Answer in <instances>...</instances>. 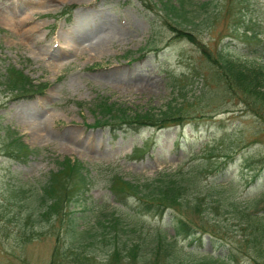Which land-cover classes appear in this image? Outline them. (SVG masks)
Instances as JSON below:
<instances>
[{
  "label": "rangeland",
  "instance_id": "374dc122",
  "mask_svg": "<svg viewBox=\"0 0 264 264\" xmlns=\"http://www.w3.org/2000/svg\"><path fill=\"white\" fill-rule=\"evenodd\" d=\"M42 1H49V5H42ZM172 1L177 6L184 4L194 24L184 21L182 15L170 17L158 10L162 0H0V27L5 30L0 31V73L14 65L35 83L48 84L41 94L16 97L0 78V264H49L61 227L45 220L39 223L37 213L36 221H27L29 202L25 200H31L65 156L83 160L93 175L88 207L75 205L82 228L92 226L99 209L111 212L119 207L118 213L132 224H142L146 229L162 225L166 216L136 215L116 204L110 178L118 174L133 182H145L164 172L192 171L205 185L220 183L223 171L214 166L222 161V155L236 148L251 158L250 168L241 160L231 163L225 169L229 176L225 180L235 177L238 198L253 204V209L264 210V176L258 175L256 181L253 177L264 174V126L246 109L241 95L220 78L208 57L217 59L220 50L228 49L224 53L231 57L247 62L254 55L264 65V47L255 50L244 42L251 35L246 27L264 39V0ZM210 1L206 12L201 4ZM222 7L218 17L203 22L206 13ZM18 8L24 10L17 13ZM93 16L105 17L106 22L109 18L111 24L101 26ZM171 25L194 33L195 41L177 36ZM103 40L109 47L93 50ZM117 75L145 78L156 86L123 87L113 79ZM101 96L143 109L164 110L176 105L182 109V123L162 129L144 127L133 133L115 131L96 123L95 103ZM42 125L47 133L35 138L34 131ZM12 135L22 136L39 152L27 161L14 159L9 154ZM223 135L227 139L221 142ZM227 183L222 185L226 197L232 192ZM199 188L194 185L189 190L196 195ZM200 193L203 197L208 192ZM191 215L195 223L206 220L203 213ZM224 234L243 251L210 263V256H227L228 249L213 245L207 236L203 242L181 237L173 257L162 252L153 262L264 264V256L255 252L257 261L253 260L248 249L254 247L238 241L241 236ZM105 251V247L96 246L91 264H103ZM66 260L59 264H80ZM117 264L139 263L121 258Z\"/></svg>",
  "mask_w": 264,
  "mask_h": 264
},
{
  "label": "trees",
  "instance_id": "16d2710c",
  "mask_svg": "<svg viewBox=\"0 0 264 264\" xmlns=\"http://www.w3.org/2000/svg\"><path fill=\"white\" fill-rule=\"evenodd\" d=\"M201 7L209 12L208 2L201 4ZM214 7L216 8V6ZM160 9L170 17L176 15L175 17L178 18L182 15L184 21L194 24L190 16H187L184 4L177 6L172 0H162ZM222 10L223 7L218 11L206 13L203 22H208L211 17H218ZM176 23L182 24V21H176ZM171 27L178 32V36H187L194 41L193 33L185 32L174 25ZM245 30L251 31V35L245 38L248 45L254 47V44L264 43L263 39L259 38L258 34L252 30V27H246ZM226 51L230 50L226 49ZM219 54L217 59L210 55L208 57L220 74V78L231 85L236 95H241L248 110L264 126V67L258 65L254 58H251L250 61L247 59V62L242 61L231 57L228 52L224 53L223 49L219 51ZM0 76L5 88L15 96H28L34 92L42 93L47 85L45 83L35 84L27 74L14 66L8 67L3 73H0ZM97 108L101 116L100 119L120 129L124 127L135 129L146 125L165 127L181 124L183 119L182 109L176 105H169L164 110H158L155 107L143 110L116 101L109 102V97H105L97 104ZM11 139L12 149L9 150V153L16 159H27L31 153L36 151L24 143L20 136L12 135ZM226 139L227 135H223L221 142ZM239 150L240 148H236L222 155V161L217 162L214 168H225L235 159L236 161L244 159V163H247L249 161L247 158L238 157ZM58 164L59 169L51 172L45 183L33 194L31 200H25L29 202L27 221H36L37 213L39 223L45 220L49 222V225L58 223L61 227L55 238L49 264L67 262L68 258L75 263L91 264V259L94 260L91 253L96 246L106 248V258L102 259L103 264H117L121 258L126 261L130 259L139 264H155L153 258H157V255L162 252L172 253L173 257L177 246L173 242L175 236L169 234L168 229L164 226L146 229L142 224H132L118 213L120 208L111 212L103 210L100 212L99 209V216L94 218L92 226L82 228L83 226L81 227L78 221L80 217L76 214L75 205L88 207L93 175L86 164L79 159L72 160L66 157L59 160ZM232 181L230 180V183ZM109 182L110 189L115 194L117 201L123 206L129 207V211L136 215L158 216L163 215L166 210H170L172 212L171 225L175 228L177 236L186 237L199 232L208 233L214 240H219L220 245L228 246V256L232 258L237 252L243 251L235 241L226 240L228 236L224 233H232L233 236H241L238 241H244L246 247H254L253 250L247 248L253 260L257 261L254 252L257 256H264V214L260 213L257 208L253 209V204L237 199L231 187L229 188L232 192H227L228 197L223 196L225 192L222 188L223 184L205 185L203 179L192 171L190 174L164 173L145 182H132L119 175H114ZM201 184L205 186H201ZM194 185L200 187L196 195H193L189 190ZM201 191L208 193H204L202 197ZM132 200L133 206L130 205ZM201 213L206 215L205 221L209 225H205V221L195 223L194 219L190 218L193 216L191 214L200 215ZM212 223H216L218 227ZM60 233L63 234V237L60 236ZM33 236L31 234L28 238L31 239ZM65 240L70 245L66 244L65 246L63 242ZM234 245L238 247L235 248ZM89 247H93V249H89ZM228 256L220 255L209 261L217 263L218 260H226ZM171 264L176 263L172 261Z\"/></svg>",
  "mask_w": 264,
  "mask_h": 264
},
{
  "label": "bare ground",
  "instance_id": "6f19581e",
  "mask_svg": "<svg viewBox=\"0 0 264 264\" xmlns=\"http://www.w3.org/2000/svg\"><path fill=\"white\" fill-rule=\"evenodd\" d=\"M37 1V0H36ZM31 2V1H30ZM45 2H46V0H45ZM47 2H49V1H47ZM46 2V3H47ZM44 4V2L42 1V5H45V6H47V4ZM49 5V4H48ZM26 8V7H25ZM22 11V10H24V8L22 9V8H18L17 10L15 9V12H17L18 13V11ZM13 11H14V9H13ZM19 11V12H20ZM81 16V15H80ZM88 16V15H87ZM89 16H91V15H89ZM83 17H85V16H83ZM81 18V17H80ZM89 18V17H88ZM79 19V18H78ZM93 20L95 19V21H96V23L98 22L99 24H101V26H104V25H106V24H111L110 23V20H109V18H107V22H106V18L105 17H102V16H98V17H95V16H93V18H92ZM75 20V19H74ZM84 21V19L82 18V21H80L81 23ZM87 22V21H86ZM105 22H106V24H105ZM107 28V27H106ZM106 40V39H105ZM114 41L113 40H111V43H113ZM107 47H109V44L106 42V41H100L99 42V44H97V45H94L93 46V50H105V49H107ZM128 78V79H127ZM127 78H125V77H121V75H117V76H114V80L116 81V83H117V85H121V86H123V87H130V86H132L133 85V87L134 86H138V85H144L145 87H148V88H150V89H153L155 86H156V84L155 83H153V82H151L150 80H147V79H145V78H141V79H138V80H135L136 78H134V79H129V77H127ZM142 88H144V87H142ZM46 129H45V127H44V125H42L41 127L40 126H38L37 127V129L34 131V136H35V138L36 137H39V136H41L42 134H43V132H46L45 131ZM47 133V132H46Z\"/></svg>",
  "mask_w": 264,
  "mask_h": 264
}]
</instances>
